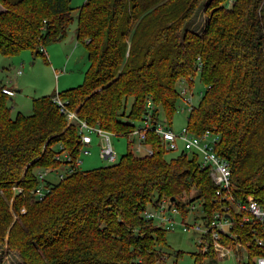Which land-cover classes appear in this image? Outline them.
<instances>
[{"label": "trees", "instance_id": "obj_1", "mask_svg": "<svg viewBox=\"0 0 264 264\" xmlns=\"http://www.w3.org/2000/svg\"><path fill=\"white\" fill-rule=\"evenodd\" d=\"M198 1L0 0V53H41L46 42L68 34L75 17L73 33L88 59L80 83L32 96L29 112L11 113V92L3 87L15 88L0 80V245L22 264H166L167 228L143 209L173 196L181 216L195 202L193 219H207L228 202L196 151L166 147L152 127L143 139L150 153H135L130 138L148 109L173 129L172 114L183 102L179 82L192 87L196 72L203 88L186 128L218 134L215 150L229 161L235 198L264 201V0H206L200 32L183 27ZM54 94L88 123L124 135L126 150L109 163L72 164L48 178L82 145L77 123ZM63 151L71 160L55 156ZM37 184L47 188L41 197ZM235 226L241 238L250 237L247 224ZM202 245L195 261L212 254Z\"/></svg>", "mask_w": 264, "mask_h": 264}, {"label": "built area", "instance_id": "obj_2", "mask_svg": "<svg viewBox=\"0 0 264 264\" xmlns=\"http://www.w3.org/2000/svg\"><path fill=\"white\" fill-rule=\"evenodd\" d=\"M21 71L20 68L14 70V76ZM6 82L12 81V77H7ZM3 89L13 92V89L6 86ZM179 89L182 94L185 108L189 109L192 106V90L189 84L182 79L179 82ZM188 92V94H186ZM200 94V92L198 93ZM53 100L57 103L59 109L67 113L70 121L77 123L79 139L82 143L80 152H89V147L95 134L98 138V155L109 160H116V152L111 145L109 133L110 131L94 124L88 123L85 119L78 117L76 113L68 109L64 102L65 100L57 94L53 95ZM147 107H150V102L147 101ZM144 119L133 127L130 132V138L133 140V148L136 151L141 150L143 153H150L151 146L143 141L145 129L152 127L157 133L166 147L176 148L178 145L185 151H196L199 155L200 165L208 168V173L217 185L215 192L218 196L227 198L228 202H222L220 208L214 209L211 216L207 219H193L192 222L186 221L181 216L179 223L183 229L193 228L199 233V241H203L202 249L212 250V255L224 264L227 259L233 264H264V201H259L252 195H247L243 199L235 198L230 191V165L228 159L215 150V143L218 140V134L205 128L200 133L189 131L186 126H182L180 130L171 129L161 119L154 118L150 109L144 114ZM56 157H63L71 160V155L67 151L56 153ZM81 159L76 156L73 161L66 162L65 166L68 170L72 168V164L80 163ZM66 169V170H67ZM47 167L37 170L38 177L44 175ZM61 176L62 173L58 172ZM46 185L37 184L34 188L36 196L41 197ZM196 203L189 204V212H194ZM173 210L179 213L178 208L171 203V200L162 196L157 205L146 206L143 209L145 217H153L157 223L165 228H172L174 225L173 218L167 212ZM200 209L198 210V212ZM235 216V217H234ZM259 222V227L255 223ZM247 224L248 235L250 237L241 238V234L236 230L235 224ZM250 224V225H249ZM207 235V238L205 237ZM243 235V234H242ZM254 245L258 251L250 252V246Z\"/></svg>", "mask_w": 264, "mask_h": 264}, {"label": "rangeland", "instance_id": "obj_3", "mask_svg": "<svg viewBox=\"0 0 264 264\" xmlns=\"http://www.w3.org/2000/svg\"><path fill=\"white\" fill-rule=\"evenodd\" d=\"M83 1L84 0H70V4L77 6ZM205 3L206 0L198 1L191 14L184 20L183 27L197 32L201 31L207 17ZM75 11L76 9L73 10V13H75ZM75 24L76 19L74 17L73 21L69 24L68 34H74L73 29ZM67 35L63 38L46 42L43 46V52H41L43 55L40 52H34V50L29 47H23L19 51L11 54L0 53V77L3 79L6 77H12L11 83L14 88L20 87V90L15 91L13 96L11 95V102L26 100V103L30 104V97L32 96L48 93L50 91L56 92L82 81L84 70L88 66L85 48L82 42L77 40L76 37ZM55 57H58L59 59L62 58L60 63L54 62L53 59ZM16 68H20L22 72L20 75L22 79L20 85L18 84L17 77L14 76V70ZM62 75H67L69 77V81L65 85L61 84ZM202 88L203 83L199 78L198 72H196L193 76L192 87H190V90L193 92V104L198 100V91ZM186 94H188V92ZM23 104L24 103L22 102V105ZM184 105L185 103H183L182 100H179L178 105L172 114L171 125L174 130H180L181 127L186 124L188 109L183 108ZM180 108L183 109L181 110ZM15 110L16 109H12L11 113H14ZM20 110H23L24 112L28 109L21 108ZM92 137L93 139L91 146L89 147V152L79 153L81 159L79 167L81 169L91 168L99 164L110 162L98 155V138L95 134H93ZM109 137L111 145L117 154L116 157H118L126 150V137L124 135H114L113 133H109ZM133 150L138 154L143 153L141 150ZM175 152V150H172L168 152V154H174ZM58 171H66L64 163H61L55 168V170H49L46 175L51 180H56L58 178ZM148 206H150V204H148ZM194 210L199 214L197 203ZM167 214L173 218L174 225L172 228H167L165 230V240L167 243L165 248L169 252L164 256L166 264H172L175 259L176 264H220V262L210 253H203L201 258L198 261H195L194 253L199 250V233L194 231L191 227L183 229L179 223L181 215L178 212L169 209ZM193 214L194 213L189 212L184 219L188 222H192ZM197 219L200 218L197 217ZM175 251L177 254H175ZM0 264H22V260L15 250L0 245ZM224 264L233 263H230L229 260L225 259Z\"/></svg>", "mask_w": 264, "mask_h": 264}, {"label": "crops", "instance_id": "obj_4", "mask_svg": "<svg viewBox=\"0 0 264 264\" xmlns=\"http://www.w3.org/2000/svg\"><path fill=\"white\" fill-rule=\"evenodd\" d=\"M69 35H71V37H75V35L74 34H72V33H69L67 36H69ZM70 37V38H71ZM43 49H44V47H43ZM62 58H58V57H55L53 60H54V62L55 63H60V60H61ZM53 62V61H52ZM47 65V64H46ZM48 66V65H47ZM48 68H49V66H48ZM53 69V68H52ZM53 71H54V69H53ZM21 72V71H20ZM19 72V73H20ZM18 73V75H15L16 77H17V80H18V84L20 85V83L22 82V79H21V74H22V72L19 74ZM49 75H50V73H49ZM5 79V78H4ZM2 77H0V80H4ZM69 81V77L67 76V75H62L61 76V84L62 85H65L67 82ZM9 84V85H8ZM13 84L12 83H7V86H12ZM16 86H18V85H16ZM47 89V88H46ZM18 90H20V87H17V88H15V90H14V92L13 93H11V95L13 96L14 94H15V91H18ZM18 93H20V92H18ZM48 93H53V91H50V92H48ZM43 94V93H42ZM40 95V94H39ZM31 98V97H30ZM22 102L25 104H23L22 105ZM10 107H11V110L12 109H16L15 111H17V110H20L21 108H24V109H28L27 111H24V112H29L30 111V104H28V103H26V100H20V101H17V102H11L10 101ZM19 107H21V108H19ZM20 111H22L23 112V110H20Z\"/></svg>", "mask_w": 264, "mask_h": 264}, {"label": "water", "instance_id": "obj_5", "mask_svg": "<svg viewBox=\"0 0 264 264\" xmlns=\"http://www.w3.org/2000/svg\"><path fill=\"white\" fill-rule=\"evenodd\" d=\"M173 198V196H170V200Z\"/></svg>", "mask_w": 264, "mask_h": 264}]
</instances>
